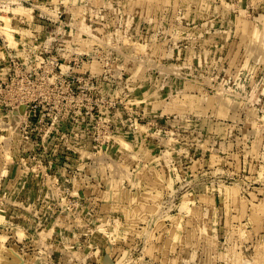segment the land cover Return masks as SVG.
<instances>
[{
  "label": "rangeland",
  "instance_id": "rangeland-1",
  "mask_svg": "<svg viewBox=\"0 0 264 264\" xmlns=\"http://www.w3.org/2000/svg\"><path fill=\"white\" fill-rule=\"evenodd\" d=\"M0 264H264V0H0Z\"/></svg>",
  "mask_w": 264,
  "mask_h": 264
}]
</instances>
